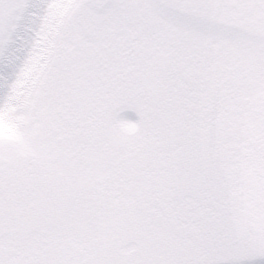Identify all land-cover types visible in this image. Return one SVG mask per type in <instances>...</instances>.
Segmentation results:
<instances>
[{"label": "snow or ice", "instance_id": "snow-or-ice-1", "mask_svg": "<svg viewBox=\"0 0 264 264\" xmlns=\"http://www.w3.org/2000/svg\"><path fill=\"white\" fill-rule=\"evenodd\" d=\"M0 264H264V0H0Z\"/></svg>", "mask_w": 264, "mask_h": 264}, {"label": "rangeland", "instance_id": "rangeland-1", "mask_svg": "<svg viewBox=\"0 0 264 264\" xmlns=\"http://www.w3.org/2000/svg\"><path fill=\"white\" fill-rule=\"evenodd\" d=\"M127 115H129V116H130V118H132V119H135V116H134V114H132V113H128Z\"/></svg>", "mask_w": 264, "mask_h": 264}]
</instances>
